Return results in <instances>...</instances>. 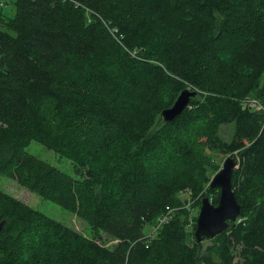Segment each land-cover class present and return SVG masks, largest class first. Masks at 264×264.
Returning <instances> with one entry per match:
<instances>
[{"label": "trees", "instance_id": "1", "mask_svg": "<svg viewBox=\"0 0 264 264\" xmlns=\"http://www.w3.org/2000/svg\"><path fill=\"white\" fill-rule=\"evenodd\" d=\"M14 12L0 11V173L92 231L0 189V264H264V111L247 102L264 104V0H16ZM186 88L198 94L165 121ZM32 140L78 176L29 153ZM209 151L236 159L241 213L197 242L179 194L218 203Z\"/></svg>", "mask_w": 264, "mask_h": 264}, {"label": "rangeland", "instance_id": "2", "mask_svg": "<svg viewBox=\"0 0 264 264\" xmlns=\"http://www.w3.org/2000/svg\"><path fill=\"white\" fill-rule=\"evenodd\" d=\"M5 3L4 12L10 16L14 15L15 11V1L16 0H3ZM258 100L262 107L258 110L264 111V104L257 98H252ZM250 103V102H249ZM248 103V104H249ZM233 124H228L222 126L220 135L224 138H230L232 135ZM26 150L29 153L36 155L37 157L57 166L63 171L78 176L75 173V166L73 161L53 149L47 147L44 143L38 140H32L30 144L26 147ZM211 155V161L218 164L219 170L222 168L224 160L229 156V154H224L218 151H209ZM217 170V172L219 171ZM215 172L214 175L217 173ZM213 175V176H214ZM213 178V177H212ZM0 189L10 193L24 202L28 203L32 207L42 211L43 213L49 215L50 217L61 221L62 223L74 227L76 230L84 233L90 234L92 229L87 220L80 217L75 212L69 210L68 208L62 206L61 204L43 197L42 195L31 191L29 188L21 185L15 178L11 177L8 174L0 173ZM179 198L182 203L181 206H184L189 210V225L194 223V217L198 216L200 205H198V197L193 191L183 190L179 194ZM174 212L178 207H170ZM159 227V220L156 224H153L150 228H147L151 235L155 234Z\"/></svg>", "mask_w": 264, "mask_h": 264}, {"label": "water", "instance_id": "3", "mask_svg": "<svg viewBox=\"0 0 264 264\" xmlns=\"http://www.w3.org/2000/svg\"><path fill=\"white\" fill-rule=\"evenodd\" d=\"M197 94V90L184 89L173 105L162 111L163 119L173 121L189 105L191 98ZM237 167L236 159L229 155L224 160L222 168L211 179L210 187L220 190L219 201L214 204L209 196L202 198L194 229L197 242H202L205 237L212 238L220 234L227 229L230 220L235 221L240 216L241 204L232 184V175Z\"/></svg>", "mask_w": 264, "mask_h": 264}, {"label": "built area", "instance_id": "4", "mask_svg": "<svg viewBox=\"0 0 264 264\" xmlns=\"http://www.w3.org/2000/svg\"><path fill=\"white\" fill-rule=\"evenodd\" d=\"M248 103H249V105H250V107H253V108H256V109H260L261 107H262V104L258 101V100H256V99H252V98H249L248 99V101H247ZM171 212H173L172 210H171V208L169 207V211L165 214V215H163L161 218H159V227L162 225V223L169 217V214L171 213ZM158 227V228H159Z\"/></svg>", "mask_w": 264, "mask_h": 264}, {"label": "crops", "instance_id": "5", "mask_svg": "<svg viewBox=\"0 0 264 264\" xmlns=\"http://www.w3.org/2000/svg\"><path fill=\"white\" fill-rule=\"evenodd\" d=\"M4 6H5V3L3 0H0V11L3 12V15H7V16H10L8 15L7 13H5L4 11Z\"/></svg>", "mask_w": 264, "mask_h": 264}]
</instances>
